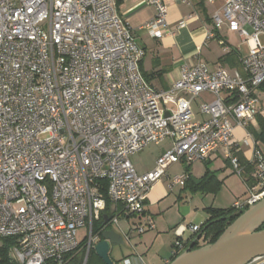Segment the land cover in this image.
<instances>
[{
    "label": "built area",
    "instance_id": "obj_1",
    "mask_svg": "<svg viewBox=\"0 0 264 264\" xmlns=\"http://www.w3.org/2000/svg\"><path fill=\"white\" fill-rule=\"evenodd\" d=\"M144 1L155 15L138 30L152 39L171 34L168 0ZM204 1L219 5L215 31L226 25L247 42L241 70L182 65L167 90H156L140 73L144 50L121 24L113 0H0V239L14 240L17 264H69L81 251L88 255L99 241L93 223L107 201L122 209L112 225L122 214L140 217L149 191L175 164L203 162L222 150L241 178L234 130L253 123L259 107L264 0ZM203 94L211 100L198 104L195 119L192 104ZM165 141L154 167L137 173L130 158ZM246 162L255 187L233 203L237 212L264 198L257 143ZM186 180V174L172 177L169 189ZM152 229L151 221L135 228L138 234ZM184 232L195 236L200 226L177 228L167 264L197 246V238L182 239ZM248 264H264V256Z\"/></svg>",
    "mask_w": 264,
    "mask_h": 264
},
{
    "label": "crops",
    "instance_id": "obj_2",
    "mask_svg": "<svg viewBox=\"0 0 264 264\" xmlns=\"http://www.w3.org/2000/svg\"><path fill=\"white\" fill-rule=\"evenodd\" d=\"M113 4L121 24H127L131 28L135 40L144 50L139 69L143 78L152 88L167 90L178 79L182 65L194 66L198 63H205L210 70L221 67L229 73L241 70V59L248 53V44L238 34L230 32L226 25H223L220 31L214 30L212 16L217 10L215 7L218 4L210 5L204 0H168L167 25L171 34H165L162 39H152L145 32L138 30L151 21L155 15L154 8L146 4L144 0H113ZM188 17L190 20L186 27L176 31V24ZM208 32L213 33L211 38L207 37ZM220 40L225 42L224 47L219 44ZM254 94L259 100L254 122L245 127H236L234 130V138L239 144L240 153L245 160L251 157L252 146L255 143L249 131L259 132L257 117L264 119V85L258 88ZM210 100V96L203 94L192 104V107L194 106L197 111L194 115L195 119H199L198 104L201 101ZM163 143L168 144L163 146L166 150L169 141ZM260 147L264 151V147ZM158 157L159 155L145 170L138 171L133 167L137 173H145L154 167ZM219 157L224 160L226 166L231 168L229 162L224 158L222 150L211 154L203 162L188 166L184 163L171 166L166 175L149 191L144 203V212L140 217L122 214L119 216L117 225L109 224L108 229H113L120 236L126 248L122 258L123 264H126L124 261H127L128 264H167L170 249L177 239L176 230L179 226L184 225V221L190 215L198 219L199 223L188 225L202 226L209 218L206 209H228L222 208L220 202L223 197L217 194L221 191L220 185L223 180H220V176L216 174L217 171L221 173V167H223ZM205 165L209 166V169H213L214 172L211 174L209 185L204 186V189L213 191L215 194L203 192V194L197 195L202 183L206 181L205 173L208 169L205 171ZM184 174L187 175L184 186H175L169 189L171 178ZM240 182L248 192V188L241 178ZM218 185L219 189L217 190ZM241 197L230 195L233 200L229 208ZM118 212L120 214L122 209L110 204L109 219L118 215ZM200 212L201 216H197ZM103 216L106 215L102 214V218ZM149 221L153 223L154 229L138 234L135 228L138 225L143 226ZM192 238L198 240V235L193 236L190 232L182 234L184 241H190ZM205 244L206 242H203L201 238L197 242V246Z\"/></svg>",
    "mask_w": 264,
    "mask_h": 264
},
{
    "label": "water",
    "instance_id": "obj_3",
    "mask_svg": "<svg viewBox=\"0 0 264 264\" xmlns=\"http://www.w3.org/2000/svg\"><path fill=\"white\" fill-rule=\"evenodd\" d=\"M103 218L99 241L93 252L103 264H114L109 257L111 248L122 246L123 242L113 229H108L110 219ZM263 223L264 198L248 207L214 243L186 250L169 264H248L252 259L264 256V230H259Z\"/></svg>",
    "mask_w": 264,
    "mask_h": 264
},
{
    "label": "trees",
    "instance_id": "obj_4",
    "mask_svg": "<svg viewBox=\"0 0 264 264\" xmlns=\"http://www.w3.org/2000/svg\"><path fill=\"white\" fill-rule=\"evenodd\" d=\"M257 123H258L259 132L249 131V133L254 138L255 143L258 144V148L261 150L260 146L264 147V119L257 117ZM261 151L264 153L263 150ZM236 156L238 158L240 166L244 168V172L241 176V179L243 180L244 184L247 186L248 190L253 189L255 187V182L249 177L252 171V166L246 162V160L243 158L241 153H237ZM208 174L211 175L212 173L208 172L207 170L205 173V177ZM210 178L208 179V181L206 179V181L202 183L201 188L203 186L209 185ZM218 189H219V185L217 187V190ZM109 209H110V202L107 201L106 209L102 213L103 215H106L107 218H109L110 216ZM243 212H237L232 207L223 210L213 209V208L206 209V213L208 214L209 218L202 226H200V232L197 234L198 238L199 239L201 238L203 242H206V244L214 243L217 240V238L223 233V231L232 222H234ZM103 222L104 219L102 218L101 215L100 218L93 223V228H92L93 233H98L100 231V229L103 226ZM259 230H264V223ZM14 244L15 243L12 238L2 239V246L0 247V264H17L11 255V249L14 246ZM198 247L200 246H196V244L194 243L191 249L194 250L197 249ZM81 254L83 257L84 251H81L73 255L69 261V264H82V257H80ZM91 254H92V258L94 259V264H103L102 261L99 258H97V256L94 254L93 250H91L88 254L87 264H89Z\"/></svg>",
    "mask_w": 264,
    "mask_h": 264
},
{
    "label": "rangeland",
    "instance_id": "obj_5",
    "mask_svg": "<svg viewBox=\"0 0 264 264\" xmlns=\"http://www.w3.org/2000/svg\"><path fill=\"white\" fill-rule=\"evenodd\" d=\"M215 9H218V5H216ZM260 41L263 42L262 37H260ZM192 112L194 115H195V112H197L195 110L194 106L192 107ZM164 144L166 146L167 143H163V144H160L157 146L156 145H150V146L146 147L144 150H142L141 152H139L138 154L132 156L130 158L132 165L138 171L147 169L152 164L153 160L158 155L162 154L165 151L164 147H163ZM160 151H161V153H160ZM219 161H220V163H222L223 167H221V173H219V171H217L216 174L220 176V180L221 179H223V180L221 181L222 184L220 185L221 191L218 192L217 194L222 195V197H223V199L220 202V205L222 206V208H229V206L231 205V201L233 200L230 198V195L242 196L240 200H243L248 195V192H246V189L242 186V184L240 182V178L236 174H234V172L232 171V168H230L229 166H226L227 164L220 157H219ZM209 168H210L209 166L205 165V171L208 169V172H210V173L214 172L213 169H209ZM218 168H220V167H218ZM217 170H219V169H217ZM222 174H223V176H221ZM210 177H211L210 174H208L206 176L207 181ZM203 192H205V194H215V192H213V191L205 190L204 186H203L200 189V191L197 193V195L203 194ZM243 195H245V196H243ZM197 216H201V212L199 214H197ZM197 223H199V220L193 218V216L190 215V217H188V219H186V221H184L183 226H188V224H197ZM87 228H88V226L86 224L84 228L78 230L77 236H76V240L78 242H81L84 235H86ZM1 246H2V239H0V247ZM125 250H126V248L124 245L120 246V247L114 246L111 248V251L109 253V257L114 262V264H123L122 258H123V254L125 253ZM80 257H82V254L80 255ZM87 262H88V255L84 252V255L82 257V264H87ZM89 264H94V259L92 258V254L90 256Z\"/></svg>",
    "mask_w": 264,
    "mask_h": 264
}]
</instances>
